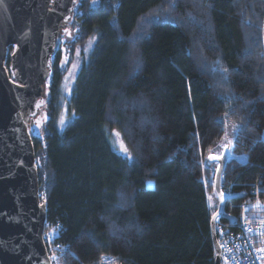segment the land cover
<instances>
[{"label": "trees", "instance_id": "obj_1", "mask_svg": "<svg viewBox=\"0 0 264 264\" xmlns=\"http://www.w3.org/2000/svg\"><path fill=\"white\" fill-rule=\"evenodd\" d=\"M68 28L75 39L54 59L51 119L33 137L54 264L103 255L216 264L206 164L226 133L220 120L242 128L233 152L246 158L224 168L222 190L235 194L226 212L264 205V0H78ZM91 39L68 100L75 115L59 131L61 62ZM121 140L138 163L124 159Z\"/></svg>", "mask_w": 264, "mask_h": 264}, {"label": "water", "instance_id": "obj_2", "mask_svg": "<svg viewBox=\"0 0 264 264\" xmlns=\"http://www.w3.org/2000/svg\"><path fill=\"white\" fill-rule=\"evenodd\" d=\"M77 4L78 0H0V264H54L44 239L47 202L41 196L33 137H42L51 119L48 81ZM41 100L44 103L36 108ZM37 119L43 122L39 136ZM221 155L213 214L235 223L225 210L226 199L235 194L224 193L222 175L229 160L246 158L231 147ZM213 214L215 261L223 264Z\"/></svg>", "mask_w": 264, "mask_h": 264}, {"label": "built area", "instance_id": "obj_3", "mask_svg": "<svg viewBox=\"0 0 264 264\" xmlns=\"http://www.w3.org/2000/svg\"><path fill=\"white\" fill-rule=\"evenodd\" d=\"M257 203H247L242 205L240 213L235 217L234 228L231 224L216 227L217 239L222 252V263L225 264H264V253L257 252L256 249L264 248V235H260V221L264 219L256 214ZM245 218L251 221L250 225L245 224ZM231 223V222H230ZM247 227L253 230L248 232ZM48 238L52 239V232L48 233ZM93 264H124L118 257L111 255L101 256Z\"/></svg>", "mask_w": 264, "mask_h": 264}, {"label": "snow or ice", "instance_id": "obj_4", "mask_svg": "<svg viewBox=\"0 0 264 264\" xmlns=\"http://www.w3.org/2000/svg\"><path fill=\"white\" fill-rule=\"evenodd\" d=\"M151 22H154V21H151ZM65 32L67 33V35L69 36L70 40H74L75 38L72 37V34L68 31L67 28H65ZM143 37H138L137 39H142ZM71 49H65L66 52L70 51ZM76 55L79 56L80 55V50L77 49L76 50ZM70 63L69 61V58L68 56H65L64 60L61 62V67L65 70V71H69L66 67V65ZM73 68H76L77 65L76 64H73L72 65ZM137 67H139V61H137ZM218 71L222 72L225 74V79H227V72L228 70L226 68H219L217 69ZM73 75V73L71 71H69V76L66 77L65 79H69L71 76ZM72 88L69 87L67 89L68 91V94L70 95L71 92H72ZM44 103L43 100H41L39 103L36 104V108H39L42 104ZM65 112H67V108H65ZM33 115H35V113H33ZM73 115H75L73 113ZM228 113H224V116H227ZM45 119H47V115L45 116ZM42 121L37 119L36 122H35V129L37 130V135L39 136L41 133L38 131L41 126H42ZM60 125L63 126L65 125L66 121L64 118H61L60 121H59ZM219 123L221 124L222 126V130L224 128H227L228 125L224 123L223 120H220ZM232 128V135H235L237 132L241 131L242 128H238L237 125L233 124L231 126ZM33 129H30L29 131H32ZM117 136H119L120 134L119 133H116ZM224 139L227 141L224 145H223V148L227 151L229 150V145L232 143V140L229 139V136L228 135H225ZM262 140H264V137L261 138ZM120 153L123 155L124 159L126 161H129L131 162L132 164H135V163H138L139 162V154H137L136 156H133V154L131 153V151L129 150V148L125 145V143L123 142V140L120 141ZM224 159V157L222 155H217V154H210L207 158V164H206V167L209 171H212L213 173H216L220 170V164L217 163L219 161H222ZM206 185H211L213 188H216V184L214 182V180L212 179H208L206 180ZM218 196H219V199L221 202L224 201L225 199V194L221 191V192H218ZM209 199H211V197H209ZM261 206V202L260 201H257V207ZM212 219L215 221L218 219V216L217 214H213V217ZM245 224L246 225H250L251 224V221L248 220L247 218H245ZM260 226H261V229H264V219H262L260 221ZM248 232H251L253 229L251 227H247L246 229ZM260 235H264V231H261L259 233ZM85 236H87L89 239H94V234L91 233V232H88V233H84ZM257 252H260V253H264V248H258L256 249ZM53 259H56V257H52ZM225 264H228L227 262V258H225Z\"/></svg>", "mask_w": 264, "mask_h": 264}, {"label": "rangeland", "instance_id": "obj_5", "mask_svg": "<svg viewBox=\"0 0 264 264\" xmlns=\"http://www.w3.org/2000/svg\"><path fill=\"white\" fill-rule=\"evenodd\" d=\"M94 45H95V40L91 39L90 41H87V43L85 45L78 46V49L80 50V55L77 56L75 53V58L67 65V69L69 71H71L73 73V75L69 79H65L66 77L69 76V71H65L64 77L62 79V83L60 85L59 100H58V105H57L58 110H57V115H56V119H55V124H56V127L59 131L63 130L65 128V126L67 124H69L74 117L73 113L71 115H69V113H68V110H69L68 109V100H69L71 94L70 95L68 94L67 89L69 87H71L73 89L76 78H77V74H78L82 64L84 63V61L89 58L90 53L94 48ZM73 64H76L77 67L73 68L72 67ZM50 81H51V78L48 82H50ZM65 108H67V112H65ZM61 118H64L66 121L65 125H63V126H61L59 123ZM226 124L228 125V127L226 128L225 135H228L229 139L232 140V143L229 145V147H231L233 150L234 138H235L236 134L235 135L231 134L232 133L231 126L233 124H235L239 128V125L237 123L232 122V121H227ZM225 135H224V137H225ZM224 137H223L222 141L216 146V148L214 149L212 154L221 155L223 153V151H224L223 145L227 142L224 139ZM117 143H118V146L120 147V144L118 141H117ZM213 174L214 173H212V176H211L212 180H214ZM148 185H152V181H149ZM208 196L211 197V199H209V197H208V199H209L208 201H209V206L211 207L212 213H214L217 206H218V198H217V195L214 191V188H213V191H209Z\"/></svg>", "mask_w": 264, "mask_h": 264}, {"label": "crops", "instance_id": "obj_6", "mask_svg": "<svg viewBox=\"0 0 264 264\" xmlns=\"http://www.w3.org/2000/svg\"><path fill=\"white\" fill-rule=\"evenodd\" d=\"M263 207H264V205H263V204H261L260 208H263Z\"/></svg>", "mask_w": 264, "mask_h": 264}]
</instances>
